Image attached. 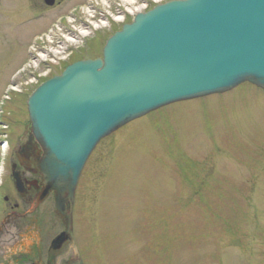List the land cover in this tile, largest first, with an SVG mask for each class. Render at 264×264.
Masks as SVG:
<instances>
[{
  "label": "rangeland",
  "instance_id": "1",
  "mask_svg": "<svg viewBox=\"0 0 264 264\" xmlns=\"http://www.w3.org/2000/svg\"><path fill=\"white\" fill-rule=\"evenodd\" d=\"M83 1L68 0L46 9L42 0L41 8L38 0H0V94L28 62L32 35ZM143 1L135 5L143 2L147 9L165 0ZM117 3L121 0L99 1L80 13L92 23L88 34L82 33L79 22L63 23L38 49L32 47L36 56L30 72L21 77L18 91L2 110L0 137L11 140L0 148L2 160L29 121L27 85L45 77L47 68L56 71V65L76 50L73 58L95 56L85 53L92 43V54L97 55L114 31L110 28L119 29L122 20L131 17L126 8H116ZM34 11L44 19L30 17ZM118 14L125 16L119 19ZM77 32L79 40L55 53L58 45L68 44L67 35ZM4 119L9 131L4 130ZM8 175L6 162L0 165L1 194L12 192ZM4 207L1 219L8 212ZM45 207L52 210L50 201ZM60 229L54 217L39 226L43 257ZM5 231L2 249L11 260L18 252L13 247L16 238H11L17 230L5 225ZM73 237L84 264H264V91L245 83L224 94L166 106L99 142L77 183Z\"/></svg>",
  "mask_w": 264,
  "mask_h": 264
},
{
  "label": "water",
  "instance_id": "2",
  "mask_svg": "<svg viewBox=\"0 0 264 264\" xmlns=\"http://www.w3.org/2000/svg\"><path fill=\"white\" fill-rule=\"evenodd\" d=\"M243 81L264 88V0L169 1L124 25L102 59L76 62L41 85L28 100L43 150L37 171L66 233L80 170L101 137L163 105ZM71 249L70 264H81Z\"/></svg>",
  "mask_w": 264,
  "mask_h": 264
},
{
  "label": "flooded vegetation",
  "instance_id": "3",
  "mask_svg": "<svg viewBox=\"0 0 264 264\" xmlns=\"http://www.w3.org/2000/svg\"><path fill=\"white\" fill-rule=\"evenodd\" d=\"M29 143V142H28ZM26 143V144H28ZM25 144V145H26ZM25 145H21L17 154H16V160L18 162V165L20 167V173H21V179L23 182V193L22 195H16V194H9V196H3L2 198V206L5 208V211L7 212L9 216V221L16 220L19 216L20 218L24 216H28L31 214L32 206L39 204L41 209V206L44 205L46 200L48 199L47 194H45V189L43 188L40 178L36 175L33 168V161L34 158L31 155V158L29 160H26V155L23 154L24 149L23 147ZM34 146L32 143H30V147ZM11 162V160H9ZM36 211H34L32 214L34 215ZM47 211L46 208H43L42 212L37 216H46ZM15 227L18 229V227L21 225L14 224ZM5 227V226H4ZM30 227H35V220L30 219L29 221H25V224L23 226V231L25 233H28ZM21 229V230H22ZM1 231V230H0ZM1 233V232H0ZM17 236L20 238V232L17 233ZM15 242V241H14ZM13 242V243H14ZM2 247V243H0V249ZM59 246H55L53 249H58ZM36 255H27L25 253H21L20 255L16 256L14 255V258L11 259L10 264H35L34 263V257H37L39 259V250H36ZM34 254V253H32ZM64 258H56V257H50L46 261H43L42 264H64ZM6 261L3 258V253L0 251V264H5Z\"/></svg>",
  "mask_w": 264,
  "mask_h": 264
},
{
  "label": "bare ground",
  "instance_id": "4",
  "mask_svg": "<svg viewBox=\"0 0 264 264\" xmlns=\"http://www.w3.org/2000/svg\"><path fill=\"white\" fill-rule=\"evenodd\" d=\"M101 2H104V0H101ZM121 4L123 5V6H125V8H127L129 11H134L133 10V8H135V7H133L134 6V4H135V1L134 0H121ZM85 30V29H84ZM77 37L76 36H72L71 37V40H70V44H73V40H75ZM65 48H67V46L66 45H58L56 48H55V50L57 51H55V53H62V52H64L65 51ZM55 53H52V54H50V55H54Z\"/></svg>",
  "mask_w": 264,
  "mask_h": 264
}]
</instances>
